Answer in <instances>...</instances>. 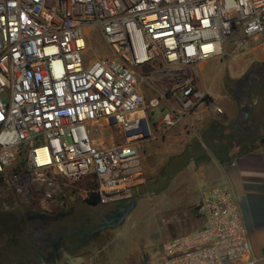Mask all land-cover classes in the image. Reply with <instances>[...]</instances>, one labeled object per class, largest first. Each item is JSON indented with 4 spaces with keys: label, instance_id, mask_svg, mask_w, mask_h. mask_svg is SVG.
Instances as JSON below:
<instances>
[{
    "label": "built area",
    "instance_id": "obj_1",
    "mask_svg": "<svg viewBox=\"0 0 264 264\" xmlns=\"http://www.w3.org/2000/svg\"><path fill=\"white\" fill-rule=\"evenodd\" d=\"M90 31L109 53L87 61ZM262 37L264 0H0L3 204L50 212L85 178L100 204L128 200L142 177L136 143L151 136L149 114L161 109L162 132L200 105L220 116L188 70L234 59ZM101 122L125 143L96 144ZM140 124L147 132L127 133ZM193 210L200 227L148 264H256L231 190L204 188Z\"/></svg>",
    "mask_w": 264,
    "mask_h": 264
},
{
    "label": "crops",
    "instance_id": "obj_2",
    "mask_svg": "<svg viewBox=\"0 0 264 264\" xmlns=\"http://www.w3.org/2000/svg\"><path fill=\"white\" fill-rule=\"evenodd\" d=\"M239 55L237 60H231V74L214 75L209 89L202 88L196 73L188 70L197 88L220 106V116L200 105L162 132L155 122L163 113L154 110L149 114L151 136L136 143L142 174L139 183L144 177H157L155 182L166 187L165 191L173 190L172 198L164 199V214L174 212L181 218L179 236L200 227L201 221L193 209L204 188L217 186L231 190L252 256L256 264H264V145L241 147L237 138L243 135L242 115L236 101L233 103L227 95L226 88L228 78L239 79V69L254 62L264 64V37L248 40ZM208 62L199 64L196 71ZM256 117L263 119L259 114ZM182 190H189V193L182 194Z\"/></svg>",
    "mask_w": 264,
    "mask_h": 264
},
{
    "label": "rangeland",
    "instance_id": "obj_3",
    "mask_svg": "<svg viewBox=\"0 0 264 264\" xmlns=\"http://www.w3.org/2000/svg\"><path fill=\"white\" fill-rule=\"evenodd\" d=\"M89 35L88 51L84 55V58L88 61L95 57L108 55L109 51L100 38L96 34L94 35L93 31H90ZM240 56H236L235 60ZM231 60L227 56L225 58L220 57L210 60L198 71H196L197 69L191 70L196 73V78L201 87L209 89V83L214 75L222 73L229 76L231 74ZM259 66L260 63L254 62L245 69H239V79H242L245 74L251 70H255ZM145 74L155 75L156 69L152 68L148 70V68H143L142 75ZM252 79L254 81L251 86L252 90L245 91L242 89L241 91V94H244V97L247 96L248 100L244 102L241 100L240 94L238 93L237 95L241 104V112L246 114V121L253 120L257 114L263 116L264 119V82L261 86L256 84L259 80L256 74H252ZM235 81L236 79L229 80V78L226 81L227 95L233 103L235 100L233 96V84ZM157 86L159 88L168 87L162 84H157ZM152 95L151 91H147L146 100ZM159 113L162 114L163 112ZM260 128L262 129L261 125ZM135 131L145 133V126L140 124L138 128L127 133ZM93 139L96 144L103 146L125 143V139L118 129L108 127L103 122L95 125ZM156 179L157 177H144L141 180L142 182H138L131 197L128 199L131 202L123 200L118 202V205L117 203L116 205H87L85 202L87 199L86 194L90 196L89 192L94 189V183L88 178L70 183L68 188L63 191L62 197L52 205L50 212L45 213L53 215L67 210L69 206H73L74 204L83 205L82 213L84 217L89 219H94L97 215H102L108 209L117 206H124L128 210V213L123 222L114 228L101 230V232L90 239L82 241L81 246H75L78 243L72 244L75 248L67 253H62L60 259L55 264H148L156 260L161 254L164 245L179 236L177 233L181 226V218L179 216L176 217L174 212L164 214V199L172 198L173 190L165 191L166 187H163L160 182H155ZM187 193H189V190H182V194ZM7 201V199L0 197V207L3 206L4 202L7 203ZM131 205L133 206L130 207ZM27 258L7 255L6 257H0V264H29L26 263ZM40 263L46 262L41 261L30 264Z\"/></svg>",
    "mask_w": 264,
    "mask_h": 264
},
{
    "label": "flooded vegetation",
    "instance_id": "obj_4",
    "mask_svg": "<svg viewBox=\"0 0 264 264\" xmlns=\"http://www.w3.org/2000/svg\"><path fill=\"white\" fill-rule=\"evenodd\" d=\"M252 74L258 75L259 80L256 84L261 86L264 82V64H260L258 68L234 82L235 101H240L237 97L238 93L241 100H248L241 91L252 90L251 86L254 83ZM245 118L241 116L240 125L243 135L237 138L242 143L241 147L244 149L264 145V120L261 123L258 117L249 121ZM82 206L74 204L67 210L52 215L3 204L0 207V257L7 255L28 257L26 263L39 258L46 263L55 264L62 253H67L76 246L67 243L70 240L64 239L61 234L82 226L84 229L82 237L88 235L91 238L103 229L114 228L118 219L128 213L124 206H117L108 209L102 215H97L94 219H89L84 217Z\"/></svg>",
    "mask_w": 264,
    "mask_h": 264
},
{
    "label": "trees",
    "instance_id": "obj_5",
    "mask_svg": "<svg viewBox=\"0 0 264 264\" xmlns=\"http://www.w3.org/2000/svg\"><path fill=\"white\" fill-rule=\"evenodd\" d=\"M128 201L131 202V200H127V202ZM85 202L87 205H99L100 204L99 196L95 193H91L90 196L85 200ZM117 205H118V203H117ZM30 212H31V210H30ZM83 233H84V229L82 228V226L81 227L77 226V227H75V229H72L69 232L63 233L61 235L64 239L70 240L67 243H69V244L78 243V244H76V246H81V243H83L82 241L90 239L88 235L82 237ZM37 262H41V260L38 258V259H36V261H33L31 263H37Z\"/></svg>",
    "mask_w": 264,
    "mask_h": 264
},
{
    "label": "water",
    "instance_id": "obj_6",
    "mask_svg": "<svg viewBox=\"0 0 264 264\" xmlns=\"http://www.w3.org/2000/svg\"><path fill=\"white\" fill-rule=\"evenodd\" d=\"M236 104H237V106H238V108H239L240 113L242 114V116H243V117H246V114H245L244 112H241L240 101L236 100ZM132 206H133V205H131L130 207H132ZM125 216H126V214L123 215V216H121V217L118 219V221H117V223L115 224V226L121 224V223L123 222Z\"/></svg>",
    "mask_w": 264,
    "mask_h": 264
}]
</instances>
